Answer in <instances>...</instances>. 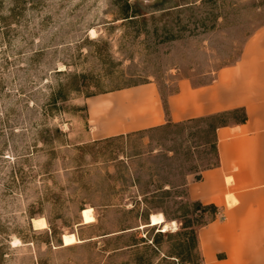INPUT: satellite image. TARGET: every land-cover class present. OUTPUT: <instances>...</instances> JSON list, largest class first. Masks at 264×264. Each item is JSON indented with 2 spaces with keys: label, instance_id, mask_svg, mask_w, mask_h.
<instances>
[{
  "label": "rangeland",
  "instance_id": "rangeland-1",
  "mask_svg": "<svg viewBox=\"0 0 264 264\" xmlns=\"http://www.w3.org/2000/svg\"><path fill=\"white\" fill-rule=\"evenodd\" d=\"M263 23L264 0H0V264H201L216 211L182 198L184 174L243 113L105 135L90 104L205 83ZM158 212L177 229L141 227ZM68 232L80 241L63 246Z\"/></svg>",
  "mask_w": 264,
  "mask_h": 264
},
{
  "label": "crops",
  "instance_id": "crops-1",
  "mask_svg": "<svg viewBox=\"0 0 264 264\" xmlns=\"http://www.w3.org/2000/svg\"><path fill=\"white\" fill-rule=\"evenodd\" d=\"M112 98L109 106H100V97L90 104L99 123L112 120L105 135L244 111L243 121L216 127L215 162L184 174L182 198L216 211L196 232L201 264H264V23L244 40L237 60L205 83L179 79L162 99L148 82ZM95 101L100 109H92Z\"/></svg>",
  "mask_w": 264,
  "mask_h": 264
},
{
  "label": "bare ground",
  "instance_id": "bare-ground-1",
  "mask_svg": "<svg viewBox=\"0 0 264 264\" xmlns=\"http://www.w3.org/2000/svg\"><path fill=\"white\" fill-rule=\"evenodd\" d=\"M90 33L91 34L94 33L93 29L90 30ZM81 217L83 224H88L95 221L91 207L84 208L81 211ZM35 222L38 223L41 227H45V221L43 218L37 219L35 220ZM157 225L160 226L162 232H173L177 229L176 222L174 220L166 221L163 214L160 212L151 213L149 215L148 223L146 225H141V227L157 226ZM61 240L63 246H69L80 241L78 240L76 234L73 232L63 233L61 236ZM15 243L18 244L19 242H15Z\"/></svg>",
  "mask_w": 264,
  "mask_h": 264
},
{
  "label": "trees",
  "instance_id": "trees-1",
  "mask_svg": "<svg viewBox=\"0 0 264 264\" xmlns=\"http://www.w3.org/2000/svg\"><path fill=\"white\" fill-rule=\"evenodd\" d=\"M241 111L242 113H243V117L241 118V120L240 121H243L244 119H245V117H246V115H245V113H244V111L243 110H241V109H236V110H233V111H229V112H235V111ZM229 112H221V113H217V114H214V115H210V116H206V117H201V118H196V119H192V120H200V119H207V118H211V117H214V116H217V115H222V114H227V113H229ZM188 121H190V120H188ZM220 125H224V124H220ZM220 125H216L214 128H213V130L215 131V129H216V127H218V126H220ZM214 133V132H213ZM212 144V143H211ZM212 146V145H211ZM213 147V146H212ZM198 205H200L199 203H198ZM201 206V205H200ZM204 207V206H203Z\"/></svg>",
  "mask_w": 264,
  "mask_h": 264
},
{
  "label": "water",
  "instance_id": "water-1",
  "mask_svg": "<svg viewBox=\"0 0 264 264\" xmlns=\"http://www.w3.org/2000/svg\"><path fill=\"white\" fill-rule=\"evenodd\" d=\"M173 264H175V263H173Z\"/></svg>",
  "mask_w": 264,
  "mask_h": 264
}]
</instances>
